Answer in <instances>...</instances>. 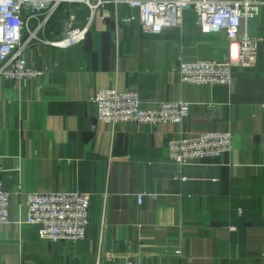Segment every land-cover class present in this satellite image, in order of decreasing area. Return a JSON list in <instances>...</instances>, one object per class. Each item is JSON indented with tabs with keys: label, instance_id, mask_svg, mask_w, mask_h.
I'll use <instances>...</instances> for the list:
<instances>
[{
	"label": "crops",
	"instance_id": "1",
	"mask_svg": "<svg viewBox=\"0 0 264 264\" xmlns=\"http://www.w3.org/2000/svg\"><path fill=\"white\" fill-rule=\"evenodd\" d=\"M69 12L85 25V6L61 5L41 37L60 39ZM103 12L102 30L73 48L28 47L39 81L0 79L10 215L0 226V264H264V43L253 68H233L231 86L186 85L178 56L229 60L224 34H201L191 11L181 30L158 35L138 19L125 23L137 17L126 6L117 20L111 7ZM246 29L264 41V7ZM112 89L136 92L144 109L181 102L188 112L180 124L102 125L90 98ZM211 105L215 120L206 116ZM198 132L229 133L231 151L182 168L170 162L168 142ZM70 193L90 195L86 239L40 240L39 227L24 224L26 196Z\"/></svg>",
	"mask_w": 264,
	"mask_h": 264
},
{
	"label": "built area",
	"instance_id": "2",
	"mask_svg": "<svg viewBox=\"0 0 264 264\" xmlns=\"http://www.w3.org/2000/svg\"><path fill=\"white\" fill-rule=\"evenodd\" d=\"M71 4L87 8L85 25L80 28L76 15L69 12L62 23L60 39L48 41L41 37L58 7ZM121 6L137 14V17L131 15L123 21L130 23L138 19L142 31L148 34L181 30L185 11L194 14L201 34H224L232 50L231 59L187 62L179 55L176 74L181 84L229 87L233 82V68H253L260 44L264 43L250 36L246 29L248 22L259 16L264 0H0V79L39 81L42 72L26 65L25 51L30 45L36 43L60 50L73 48L85 41L90 30H102L106 17L103 11L107 7L113 9L117 20V10ZM90 102L95 107L96 121L111 127L121 123L180 124L189 108L188 104L179 102L160 103L144 109L136 92L116 89L100 91L90 98ZM207 108V118L215 120L216 107ZM231 149L229 133H190L167 144L168 160L179 168L218 158ZM3 172L0 162V226L10 222L9 194L1 179ZM144 197L136 196L139 206ZM89 206L88 194H28L24 224L38 226L37 235L42 241L74 245L86 239ZM102 230L103 226L101 233ZM186 264H192V260L186 259Z\"/></svg>",
	"mask_w": 264,
	"mask_h": 264
}]
</instances>
